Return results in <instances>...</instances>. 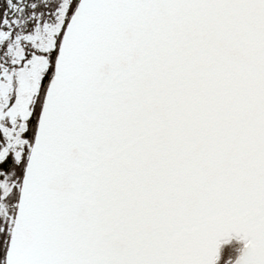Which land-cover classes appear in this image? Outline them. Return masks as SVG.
I'll use <instances>...</instances> for the list:
<instances>
[{
  "label": "snow or ice",
  "instance_id": "6c2138e0",
  "mask_svg": "<svg viewBox=\"0 0 264 264\" xmlns=\"http://www.w3.org/2000/svg\"><path fill=\"white\" fill-rule=\"evenodd\" d=\"M0 264H264V0H0Z\"/></svg>",
  "mask_w": 264,
  "mask_h": 264
}]
</instances>
